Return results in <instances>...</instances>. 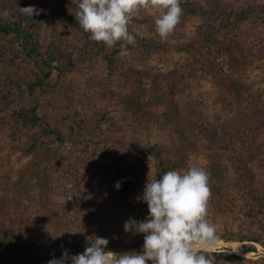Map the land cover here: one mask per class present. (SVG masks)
Returning a JSON list of instances; mask_svg holds the SVG:
<instances>
[{
    "label": "rangeland",
    "instance_id": "obj_1",
    "mask_svg": "<svg viewBox=\"0 0 264 264\" xmlns=\"http://www.w3.org/2000/svg\"><path fill=\"white\" fill-rule=\"evenodd\" d=\"M16 2L44 9L31 19L40 51L54 42L73 50L81 43L78 0ZM198 2L206 12L215 11V25L229 24L238 16L235 37L226 40L220 34L212 44L206 42L199 35L205 12L197 11L182 18L165 48L143 56H119L115 74L104 57L97 54L91 60L94 56L88 55L66 74L61 86V96L73 99L78 115H70L68 100H62L60 114L51 118L67 131L65 142L43 134L42 125H28L12 114L13 108L28 109L30 104L20 84L11 86L8 101L0 106V256L4 249L22 244L29 263L47 264L63 255L61 251L82 253L90 236L108 238L106 250L141 251L145 234L125 231L126 219L115 217L109 191L117 174L138 183L131 196L145 219L149 208L142 195L149 175L157 178L153 147L162 144L173 157L176 147H189L184 150L187 165L179 171L195 164L210 172L208 220L219 240L236 242L245 251L249 245L257 247L250 250L253 257L223 245L205 254L214 255L216 264H264V222L258 206L264 197V35L253 22L264 12V0ZM163 11L140 10L129 30L161 41L155 18ZM173 42L182 43V48L177 50ZM186 43H193V48L185 49ZM131 64L139 74L125 82L122 73ZM176 67L188 69L176 93L182 113L179 126L165 121V106L147 91L160 73ZM246 116L260 128L254 140L247 130L242 135L247 143L238 147H215L208 141L213 129L220 134L229 128L241 131L239 123ZM21 213L27 217L23 232L9 236V223ZM67 218L74 228L67 226ZM256 236L260 242L252 240ZM19 256L10 252L0 258L4 264H19Z\"/></svg>",
    "mask_w": 264,
    "mask_h": 264
},
{
    "label": "trees",
    "instance_id": "obj_2",
    "mask_svg": "<svg viewBox=\"0 0 264 264\" xmlns=\"http://www.w3.org/2000/svg\"><path fill=\"white\" fill-rule=\"evenodd\" d=\"M181 6L183 8L181 20L182 18L187 19L189 14L197 11L205 12V22L199 27V35L206 42L212 44L215 40H218L215 39L218 38L215 36H219L220 34L224 38H227L226 40H231L235 37L236 28H239L238 26L241 21L238 16H234L228 20L229 24L220 22L219 25H215L214 22L217 20L215 11L211 10L209 13L206 12V9L199 4L198 0H181ZM19 7L25 6L23 3L18 4L16 0H0V106L4 103V100L8 101V95L12 90L11 86L20 84L29 101L30 107L28 109L13 108L12 114H17L18 118L24 120L28 125H42L43 134L48 133L54 135L58 142H65L67 131L59 120L52 121L51 118L53 115L60 114L62 100L64 102L68 100L67 111L70 115H78V110L75 109L73 99L69 98L67 96L68 94L61 96L63 93L61 86L66 74L76 69L80 62L86 61L88 55L94 56L91 60H95V57H98V55L104 57L106 62H108L111 73L115 74L118 72L120 44L117 42L113 47H108L103 42L91 40L89 38L90 33H86L81 29L83 32L81 34L82 41L74 46L76 50L71 49L72 47L67 48L63 44L54 42L46 51H40L36 42V29L32 26L33 24L31 22L33 16L30 18L22 16L19 13ZM181 20L177 26L180 25ZM253 22L259 31H263L264 35V12L257 19H254ZM135 36V45H128V48L130 52H137L142 56L150 54L154 50L165 48L168 42L173 41L169 37L167 40L159 41L145 36L140 37L137 34ZM173 44L177 50H180L183 46L182 43L173 42ZM228 45L229 43L227 42L224 48H228ZM193 46V43H186L185 49L190 50ZM100 52H103V54ZM18 63L20 66H18ZM186 72H188L187 68L176 67L167 74L160 73L157 79L147 89L154 102L165 106V121L176 126H179L182 116L176 93L180 83L184 80ZM137 74H139V70L131 64L122 73L123 81L131 80ZM61 114H63V111ZM248 116L240 120L239 126L240 129L242 128L241 131L235 128H229V130L220 134L213 129L211 133L207 134L208 141H211V145L215 147L219 145L227 148L238 147L239 145H245L247 143L248 140L242 136L247 130L249 131V136H251L250 138L254 140L260 128L252 125L254 122ZM184 150L188 151L189 147H186V145L176 147L174 151L175 156L173 157L164 145L161 144L153 147V153L159 169L157 178L168 170H179L181 167L187 165L186 159L184 158L186 153ZM117 181L121 183L119 189L115 187ZM111 182L113 187L110 189L109 195L112 203L116 205V210H114L115 217H124L126 219L125 221L130 218H135L138 221L143 220L145 212L140 206H137V203L133 200L134 196H131L136 190L138 183L130 181L129 178L126 179L118 174L115 175ZM258 206L260 208L259 218L264 222V197L258 199ZM26 221L27 217L21 213V216L16 217L9 223L10 225L7 228L8 235L19 236L25 228ZM65 222L67 226L74 228L75 225L71 219L67 218ZM260 239L259 236H256L252 240L260 242ZM256 248L255 245H249L245 249L250 251L256 250ZM6 251V249L1 251L0 257L6 259L10 252H15L20 254L19 264H32L29 263L30 256L28 253H25L26 251H23L22 244L17 249H8V252ZM65 251H61L59 254H63ZM67 251L69 253H81V251L74 249ZM55 254L52 256H55ZM2 258H0V264H4L1 260Z\"/></svg>",
    "mask_w": 264,
    "mask_h": 264
},
{
    "label": "clouds",
    "instance_id": "obj_3",
    "mask_svg": "<svg viewBox=\"0 0 264 264\" xmlns=\"http://www.w3.org/2000/svg\"><path fill=\"white\" fill-rule=\"evenodd\" d=\"M77 22L90 33L93 41L113 47L119 42L121 57L130 55L128 45H135L136 36L129 30L135 13L140 10L163 9L155 18L156 32L167 40L179 24L183 8L181 0H78ZM44 9L35 5L19 7L25 17L39 15ZM210 172L198 165L184 171L168 170L146 183L142 195L149 208L144 220L130 218L125 231L143 233L141 251L116 253L106 250L109 239L87 237L82 253L60 258L47 264H216L214 255H206L217 245L220 236L208 220L211 198ZM120 181L115 187L119 189ZM199 249V251H198Z\"/></svg>",
    "mask_w": 264,
    "mask_h": 264
},
{
    "label": "water",
    "instance_id": "obj_4",
    "mask_svg": "<svg viewBox=\"0 0 264 264\" xmlns=\"http://www.w3.org/2000/svg\"><path fill=\"white\" fill-rule=\"evenodd\" d=\"M217 245H219V246L223 245V246H227V247H232V249L235 250L236 253L244 255V256H248V257H253L254 256V252L253 251H245V250H243L238 244H236V242L219 240ZM116 253L119 254V253H122V252H116ZM70 255H74V254H70ZM61 256L62 255H60L58 257H55V258H60Z\"/></svg>",
    "mask_w": 264,
    "mask_h": 264
}]
</instances>
